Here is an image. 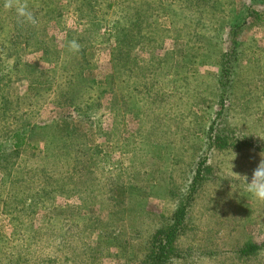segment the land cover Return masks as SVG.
<instances>
[{"label": "rangeland", "instance_id": "1", "mask_svg": "<svg viewBox=\"0 0 264 264\" xmlns=\"http://www.w3.org/2000/svg\"><path fill=\"white\" fill-rule=\"evenodd\" d=\"M5 2L0 142L26 138L0 161V264H264L242 177L264 159V0H13L35 25ZM116 22L137 36L125 70Z\"/></svg>", "mask_w": 264, "mask_h": 264}, {"label": "trees", "instance_id": "2", "mask_svg": "<svg viewBox=\"0 0 264 264\" xmlns=\"http://www.w3.org/2000/svg\"><path fill=\"white\" fill-rule=\"evenodd\" d=\"M253 3V2H252ZM124 18H127L124 16ZM239 20V19H238ZM243 24L241 21H236V23L232 25H228L225 28L222 41L225 43L224 47V52L222 54V68L221 72L219 75V82L225 87L229 86V84L232 82V74H233V69H234V64L238 61V52H237V47L239 44V39L241 35V30H242ZM133 25L129 27L127 30L126 28H120V22H116L114 25V29L116 32V39L118 41V46L116 48V53L117 55L116 61L120 62L122 69H127L126 67L128 66L127 63L129 61L130 53L133 51L132 45L137 41V36H134L132 34ZM139 34V33H136ZM124 57V58H123ZM126 73V71H124ZM26 138V134H24V131H16L14 132L8 141L6 143H9L8 146H5V142H0V161L5 158V151L7 148L9 150L12 148L18 149L19 147L22 146L24 140ZM197 180V179H196ZM198 181V180H197ZM195 181V183L197 182ZM177 223H172L170 228L168 229H162V235H165L167 239H170L175 233H176V226ZM174 226V227H173ZM167 230V232H166ZM161 235V234H160ZM161 235V236H162ZM173 240H157L155 243L154 248L152 249V259H155L156 257L159 256V253H162L164 255H167L170 247H171V242ZM163 248L164 251H163ZM256 245H250L248 246V249H255ZM160 261L154 260L152 264H159Z\"/></svg>", "mask_w": 264, "mask_h": 264}, {"label": "clouds", "instance_id": "3", "mask_svg": "<svg viewBox=\"0 0 264 264\" xmlns=\"http://www.w3.org/2000/svg\"><path fill=\"white\" fill-rule=\"evenodd\" d=\"M4 6L12 8L15 6L16 15L21 22H27L35 25L37 19L34 14L28 10L26 5H14L13 0H6ZM69 47L73 51L79 50V44L76 41L69 42ZM245 178V191H247L254 199L264 201V159H261L257 167L253 170L251 179Z\"/></svg>", "mask_w": 264, "mask_h": 264}]
</instances>
